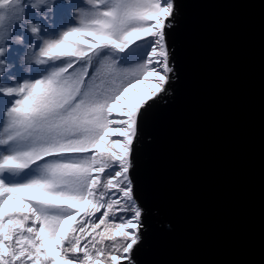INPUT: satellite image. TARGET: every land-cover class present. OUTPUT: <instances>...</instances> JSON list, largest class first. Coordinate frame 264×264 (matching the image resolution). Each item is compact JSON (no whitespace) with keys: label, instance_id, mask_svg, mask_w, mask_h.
<instances>
[{"label":"snow or ice","instance_id":"1","mask_svg":"<svg viewBox=\"0 0 264 264\" xmlns=\"http://www.w3.org/2000/svg\"><path fill=\"white\" fill-rule=\"evenodd\" d=\"M87 4V11L78 10L77 25L44 39L37 50V65L61 57L70 58L67 63L4 92L17 98L0 119V264H135L142 210L130 175L134 142L150 102L173 79L167 30L176 4ZM25 5L37 9L27 0H0L6 10L0 30L7 19L41 40L40 25L25 19ZM37 14L47 19L46 12ZM71 16L77 19V10ZM9 42L22 43V37L9 33ZM121 63L131 66L128 78L99 91L97 74ZM141 84L151 87L132 102L130 93ZM12 201L20 206L9 209ZM118 213L126 215L117 219Z\"/></svg>","mask_w":264,"mask_h":264},{"label":"water","instance_id":"2","mask_svg":"<svg viewBox=\"0 0 264 264\" xmlns=\"http://www.w3.org/2000/svg\"><path fill=\"white\" fill-rule=\"evenodd\" d=\"M175 2L174 88L130 172L151 213L135 264H264V0Z\"/></svg>","mask_w":264,"mask_h":264},{"label":"trees","instance_id":"3","mask_svg":"<svg viewBox=\"0 0 264 264\" xmlns=\"http://www.w3.org/2000/svg\"><path fill=\"white\" fill-rule=\"evenodd\" d=\"M67 2L75 3L77 0H67ZM28 4L35 3L37 5V9L39 12H46L47 13V19L42 18L37 14V9H33L30 7H27L25 5V19L31 21L33 24H39L41 31L39 35L41 37H46L49 34L53 35L57 31V22L58 17L62 14L61 11V4L65 3V0H46V3L41 4L39 0H27ZM176 9H177V3ZM48 9H51V11H48ZM177 10H175V18L178 16L176 13ZM0 14L6 15V10L0 9ZM6 28H8L9 33H11L12 36H20L22 37V43H14L9 42L8 46L4 47L3 44H5L2 40V32L0 31V49L5 50V55L0 56V60L4 61L3 64H0V119L6 117V110H8L12 106V101L16 99L17 97L15 95L9 97L4 94L5 91L9 89H18L24 86L26 81L25 78H29L32 80V82H35L36 79H42L47 75H50L51 71L59 66H62L67 63V61L70 59L68 57H61L59 59H53L50 60L45 65H37L35 63L37 59V50L35 48H31V45H34L38 42L36 40L35 36L31 34L30 31H23L21 30L17 25L15 21L8 22L6 19L5 21ZM47 29V31H45ZM7 41L9 38V34L6 35ZM167 42L169 43L168 36H167ZM27 55L28 59L25 60L22 63L21 58ZM172 62V61H171ZM80 63H84V61H80ZM96 64V60H93V66ZM79 67V64L77 65ZM70 72L73 71L72 69L69 70ZM174 72L172 73L173 79L171 83L168 86V91L164 93L162 96L157 97L155 100L158 101H164L172 92L173 90V81H174ZM91 74V69H90ZM97 80L100 82V79L97 78ZM7 107V108H6ZM119 137H113V139H117ZM121 139V138H119ZM135 143V150L134 153L139 149V134H137V138ZM133 153V154H134ZM102 190V189H101ZM136 198V197H135ZM137 200V203L139 207L142 210V225L143 230H146L147 225L145 222V217L150 215L151 213H148L146 209H144L139 200ZM153 215L156 216L157 220L161 219V215L157 210L153 212ZM98 216V215H97ZM121 217V214H117V219ZM110 215V219H111ZM92 219H95L93 217ZM103 227V226H102ZM142 230V231H143ZM107 244H111L112 242H105ZM127 264V262H124Z\"/></svg>","mask_w":264,"mask_h":264},{"label":"rangeland","instance_id":"4","mask_svg":"<svg viewBox=\"0 0 264 264\" xmlns=\"http://www.w3.org/2000/svg\"><path fill=\"white\" fill-rule=\"evenodd\" d=\"M61 7H62L61 8L62 14L58 17L56 33L53 35L49 34L46 37H42L41 40H38V42L35 44V47H34L36 50H38L43 45L44 39L56 38L59 35H61L63 31L67 30L69 27L77 25L79 22V16L83 15L82 13H79L78 10L84 9L85 11H87V9H89L91 6L87 4V0H77V2L75 3L65 2L61 4ZM73 10H77V15H78L77 19H73L71 16V13ZM0 31L2 32V35H3L2 40L5 43V41H7L6 35L9 34V30L8 28H5ZM3 45L4 47H6L5 44ZM117 55H120V54H117ZM37 56H38V53H37ZM130 67H131L130 65L123 64V63L117 64L115 65L114 68H111V69L106 66L105 68H102L101 71L97 74L96 80L94 81V83L95 85L98 86V89L101 92L105 91L106 89L115 87V84H118L121 80H126L128 78V74L125 70L129 69ZM97 78L100 79V82L97 80ZM151 79L152 78L150 77L149 80ZM24 80L26 81V83L32 82V80H30L29 78H25ZM149 87H151V84L139 85L134 93H130V95H132L133 97L132 102L138 101L139 99H141V96L146 95ZM17 207H19V204L18 206L14 208H17ZM118 214H121V216L126 215L125 213H118ZM111 244H107L106 246L110 248Z\"/></svg>","mask_w":264,"mask_h":264},{"label":"clouds","instance_id":"5","mask_svg":"<svg viewBox=\"0 0 264 264\" xmlns=\"http://www.w3.org/2000/svg\"><path fill=\"white\" fill-rule=\"evenodd\" d=\"M17 2H19V0H17ZM39 2H40L41 4H43V3H46V0H39ZM3 55H5V50H4V49H0V56H3ZM27 59H28L27 55H25L24 57H22V58H21L22 63H23L25 60H27ZM35 63H37V61H35Z\"/></svg>","mask_w":264,"mask_h":264},{"label":"bare ground","instance_id":"6","mask_svg":"<svg viewBox=\"0 0 264 264\" xmlns=\"http://www.w3.org/2000/svg\"><path fill=\"white\" fill-rule=\"evenodd\" d=\"M16 206H18V202L17 201H12V202L9 203L8 208L12 209V208H14Z\"/></svg>","mask_w":264,"mask_h":264}]
</instances>
